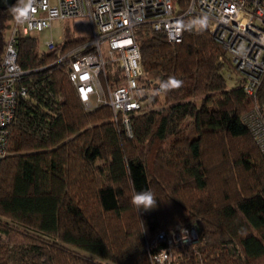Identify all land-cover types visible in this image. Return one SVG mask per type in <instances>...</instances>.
<instances>
[{
    "label": "trees",
    "instance_id": "16d2710c",
    "mask_svg": "<svg viewBox=\"0 0 264 264\" xmlns=\"http://www.w3.org/2000/svg\"><path fill=\"white\" fill-rule=\"evenodd\" d=\"M18 1L0 9V64ZM172 1L185 12L188 0ZM195 20L182 19L178 43L149 24L137 28L142 107L131 137L107 105L83 106L66 61L57 62L87 38L49 51L35 35L16 39L26 74L0 161V264H155L163 244L147 243L179 227L197 239L172 264H264V152L244 122L251 103ZM256 104L264 118V79ZM133 189L151 190L157 205L137 211Z\"/></svg>",
    "mask_w": 264,
    "mask_h": 264
},
{
    "label": "built area",
    "instance_id": "2783aa9c",
    "mask_svg": "<svg viewBox=\"0 0 264 264\" xmlns=\"http://www.w3.org/2000/svg\"><path fill=\"white\" fill-rule=\"evenodd\" d=\"M185 16L201 21L242 77L251 103L244 122L264 152V118L256 104L264 79V0H188L182 14L175 13L172 0H19L0 64V161L7 153L8 127L15 118L17 97L24 95V90L15 86L26 74L17 63L15 43L19 36L50 29L54 20L87 18L92 37L59 56L57 62L66 61L67 76L83 106L91 110L107 105L112 121L131 137V117L142 107L136 96L142 75L137 28L149 24L169 42L178 43ZM58 44L51 39L45 43L46 50H54ZM110 66L112 75H119L117 87L107 80ZM195 242L192 228L179 227L157 233L147 248L163 244L152 260L172 264L176 249Z\"/></svg>",
    "mask_w": 264,
    "mask_h": 264
},
{
    "label": "rangeland",
    "instance_id": "374dc122",
    "mask_svg": "<svg viewBox=\"0 0 264 264\" xmlns=\"http://www.w3.org/2000/svg\"><path fill=\"white\" fill-rule=\"evenodd\" d=\"M196 22L198 21L195 20ZM34 35L37 38L40 51H45V43L51 39L55 43L76 38H87L89 40L92 37V30L87 18L66 19L64 21L54 20L50 29L35 33ZM112 71L113 69L111 68ZM195 239H197V235Z\"/></svg>",
    "mask_w": 264,
    "mask_h": 264
},
{
    "label": "clouds",
    "instance_id": "9594fccd",
    "mask_svg": "<svg viewBox=\"0 0 264 264\" xmlns=\"http://www.w3.org/2000/svg\"><path fill=\"white\" fill-rule=\"evenodd\" d=\"M174 83L178 86L180 82L174 81ZM132 200L135 207L137 208V211L152 209L157 205L158 202L154 193L148 189L139 190V191L133 189Z\"/></svg>",
    "mask_w": 264,
    "mask_h": 264
},
{
    "label": "water",
    "instance_id": "95a60500",
    "mask_svg": "<svg viewBox=\"0 0 264 264\" xmlns=\"http://www.w3.org/2000/svg\"><path fill=\"white\" fill-rule=\"evenodd\" d=\"M16 0H0V9L7 10L10 9ZM193 234L196 238V231L193 229Z\"/></svg>",
    "mask_w": 264,
    "mask_h": 264
}]
</instances>
